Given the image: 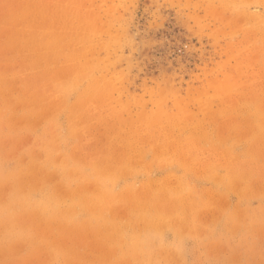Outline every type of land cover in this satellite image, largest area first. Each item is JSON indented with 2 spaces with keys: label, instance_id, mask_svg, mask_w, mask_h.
<instances>
[{
  "label": "rangeland",
  "instance_id": "rangeland-1",
  "mask_svg": "<svg viewBox=\"0 0 264 264\" xmlns=\"http://www.w3.org/2000/svg\"><path fill=\"white\" fill-rule=\"evenodd\" d=\"M0 264H264V0H0Z\"/></svg>",
  "mask_w": 264,
  "mask_h": 264
}]
</instances>
